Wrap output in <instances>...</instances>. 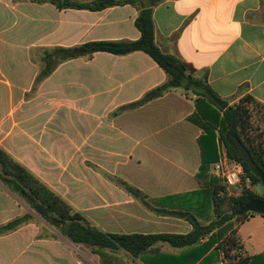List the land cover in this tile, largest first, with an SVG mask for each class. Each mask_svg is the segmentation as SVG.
Instances as JSON below:
<instances>
[{
	"label": "crops",
	"instance_id": "1",
	"mask_svg": "<svg viewBox=\"0 0 264 264\" xmlns=\"http://www.w3.org/2000/svg\"><path fill=\"white\" fill-rule=\"evenodd\" d=\"M33 5L59 15L40 23L36 34L24 14ZM62 13L70 14L66 24ZM138 15L132 5L60 11L30 0H0V146L105 232L185 235L193 230L186 218L159 211L190 212L203 225L214 219L197 180L203 130L187 120L195 111V96L177 89L115 115L168 80L142 52L68 61L34 90L41 68L38 49L136 41L141 37ZM153 17L157 45L191 64L229 105L247 95L264 104V0H161ZM118 180L155 199L153 208L127 193ZM14 196L0 187V227L30 217L0 233V264H101L98 254L72 243ZM192 204L200 212L190 211ZM255 216L236 225L239 235L252 220L264 225V216ZM242 242L241 254L252 256ZM200 245L178 248L159 242L149 262L223 264L215 256L206 258L215 247L197 260L204 252ZM119 255L127 264H144L125 252Z\"/></svg>",
	"mask_w": 264,
	"mask_h": 264
},
{
	"label": "trees",
	"instance_id": "2",
	"mask_svg": "<svg viewBox=\"0 0 264 264\" xmlns=\"http://www.w3.org/2000/svg\"><path fill=\"white\" fill-rule=\"evenodd\" d=\"M38 4H51L60 11L78 10L100 12L116 6L132 5L139 9L135 25L141 33L136 41H90L83 44L54 48H40L36 60L40 72L35 81V88L48 78L61 64L75 59H91L97 53H109L125 56L142 52L152 58L167 74L164 84L147 92L139 101L123 106L115 115L145 106L177 89L183 90L187 97L195 96V111L188 121L203 130L198 138L201 151V166L197 180L206 193L207 203L213 207V221L209 225L201 224L194 214L184 211L159 212L186 218L193 230L180 234H119L105 232L94 226L83 213L76 211L63 197L54 192L25 166L15 160L0 146V183L20 198L32 211L42 217L48 224L58 229L72 243L85 245L101 257V264H127L120 252L133 258H141L144 264H150L149 255L154 246L168 243L174 247H194L204 252L197 258L215 249L206 258L217 257L223 264H264V253L244 257L241 254L243 242L239 227L249 217L257 215L246 213L239 216L243 207L254 199L264 200L246 186H260L261 180L245 164L238 143L250 152L253 160L264 172V104L254 96L247 95L234 105H229L210 87L207 78L199 77L196 69L178 57L165 53L156 43L153 10L161 0H30ZM220 147L228 156L241 164L245 171L243 191L238 196L228 194L223 180L211 173V167L220 159ZM117 184L127 193L152 209L155 199H150L141 190L118 180ZM224 193L223 195H221ZM30 215L16 219L0 227V233L14 230L26 221ZM197 247V248H198ZM157 250H154L156 252Z\"/></svg>",
	"mask_w": 264,
	"mask_h": 264
},
{
	"label": "rangeland",
	"instance_id": "3",
	"mask_svg": "<svg viewBox=\"0 0 264 264\" xmlns=\"http://www.w3.org/2000/svg\"><path fill=\"white\" fill-rule=\"evenodd\" d=\"M24 14H27L29 16L31 34L33 33L36 34L40 30V23L49 24L50 22H52L55 18H58L59 16L58 13L50 7H40V6H35V5L31 6L30 10L28 12H25ZM69 15L70 14L67 15V14L62 13V16H61L62 24H66L69 22V18H70ZM64 41L65 40L63 39L62 43H64ZM211 173L216 175L213 165L211 167ZM243 176H245V174ZM243 176H242L240 185H238L236 188H233L231 190H227L229 195L238 196L242 193L243 188L245 186L243 182ZM246 186L250 187L257 194L264 195V188L262 185L253 187L246 180ZM0 187L6 188L1 183H0ZM1 191H3V189H1ZM14 197L16 198V196ZM17 199L20 200V198L18 197ZM200 206L202 205L200 204ZM205 206H208V204L204 205L203 212H205L206 210ZM197 208H198L197 205L192 204L190 206V211L195 213ZM197 212H200V210L197 209ZM31 214L35 215L36 213L31 210ZM255 217H257V219H261L260 215H256ZM240 235L242 239L244 240V245H245L244 249L248 252V254L253 256V255H257L258 253L264 252V225L262 224L260 225L258 222L252 220L251 222L246 223L242 227L240 231Z\"/></svg>",
	"mask_w": 264,
	"mask_h": 264
},
{
	"label": "built area",
	"instance_id": "4",
	"mask_svg": "<svg viewBox=\"0 0 264 264\" xmlns=\"http://www.w3.org/2000/svg\"><path fill=\"white\" fill-rule=\"evenodd\" d=\"M213 167L216 175L223 180V184L227 190L240 185L242 176L245 174L243 166L231 159L223 147H220V159L213 164ZM247 181L251 183L249 178Z\"/></svg>",
	"mask_w": 264,
	"mask_h": 264
},
{
	"label": "water",
	"instance_id": "5",
	"mask_svg": "<svg viewBox=\"0 0 264 264\" xmlns=\"http://www.w3.org/2000/svg\"><path fill=\"white\" fill-rule=\"evenodd\" d=\"M238 150L250 171L261 180V184L264 188V172L260 169V167L253 160L248 149L243 145V143H238ZM246 213H254L257 215L264 216V200L254 199L250 203H248L245 207L241 209L238 213L239 216H242Z\"/></svg>",
	"mask_w": 264,
	"mask_h": 264
}]
</instances>
